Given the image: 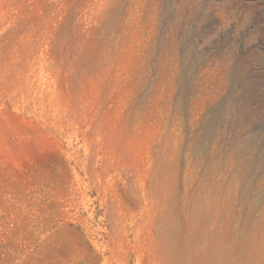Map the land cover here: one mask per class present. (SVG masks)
<instances>
[{
	"label": "rangeland",
	"instance_id": "rangeland-1",
	"mask_svg": "<svg viewBox=\"0 0 264 264\" xmlns=\"http://www.w3.org/2000/svg\"><path fill=\"white\" fill-rule=\"evenodd\" d=\"M230 35V0H0V264H264Z\"/></svg>",
	"mask_w": 264,
	"mask_h": 264
},
{
	"label": "bare ground",
	"instance_id": "bare-ground-1",
	"mask_svg": "<svg viewBox=\"0 0 264 264\" xmlns=\"http://www.w3.org/2000/svg\"><path fill=\"white\" fill-rule=\"evenodd\" d=\"M248 1L230 0V4H231V35H230L231 71L230 73L232 79L231 82H232V87L234 85L235 87H237V89L240 88L241 91L243 90V92L253 91L255 89L264 90V11H262L263 9H260V7L256 6L255 4H253L255 5V7L253 8L256 9V13H255L256 15L254 14L255 20H253L256 22L255 23L256 27H254L255 32H253V34H251L249 37L247 38L245 37L246 39H242L239 48L237 46V36L241 33V31L242 32L243 30L245 31L247 26L249 25V24L247 25L248 22H246L247 18L246 20L245 18H243L244 20L241 23L238 22L241 20V18H239L238 20L239 15L237 16V5L240 3L242 7L241 11L242 10L245 11V8L249 7ZM263 90L262 92H264ZM239 95L241 97L243 94L240 92ZM245 98L246 97L243 95L242 100H245Z\"/></svg>",
	"mask_w": 264,
	"mask_h": 264
}]
</instances>
